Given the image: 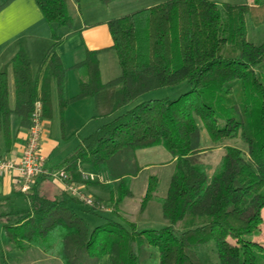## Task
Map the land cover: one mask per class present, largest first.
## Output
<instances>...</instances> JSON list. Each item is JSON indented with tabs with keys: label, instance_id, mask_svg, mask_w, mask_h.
Instances as JSON below:
<instances>
[{
	"label": "trees",
	"instance_id": "16d2710c",
	"mask_svg": "<svg viewBox=\"0 0 264 264\" xmlns=\"http://www.w3.org/2000/svg\"><path fill=\"white\" fill-rule=\"evenodd\" d=\"M36 3L48 24L71 26L67 0ZM246 17L255 26L264 24V0H164L111 18L107 25L118 76L102 83L98 52L88 50L76 64L84 79L69 99L63 94L65 68L56 53L61 37L53 32L55 41L41 65L54 79L61 113L70 101L115 87L111 112H122L84 136L62 163L73 181H81L80 168L88 165L104 173L105 182H115L112 215L90 227L86 215L99 209L66 191L46 196L33 183L25 194L28 206L3 214L9 242L21 250L56 253L63 264H264V243L257 239L264 231V40L247 39ZM9 65L13 108L8 105L7 66L0 70V130L7 142L11 113L28 128L36 100L42 116L51 110L22 48ZM168 87L179 94L138 100ZM202 129L215 143L241 138L247 151L224 145L219 165L209 174ZM158 145L171 153L174 172L163 197L155 196L158 179L149 176L141 206L156 197L167 224L138 229L121 217L118 206L131 195L130 180L139 171L136 150ZM180 221L184 229L178 231L174 225Z\"/></svg>",
	"mask_w": 264,
	"mask_h": 264
},
{
	"label": "crops",
	"instance_id": "0c3cea01",
	"mask_svg": "<svg viewBox=\"0 0 264 264\" xmlns=\"http://www.w3.org/2000/svg\"><path fill=\"white\" fill-rule=\"evenodd\" d=\"M6 1L0 0V5ZM116 1L110 0L108 3H102L101 0H79V2L67 0V9L72 17V24L70 27H65L60 33L56 30L59 26L50 25L44 19L36 0H9L0 9V70L7 66L9 107L13 108L15 104L13 73L9 62L20 48L28 56L32 77L36 80L38 88L43 87L48 93L51 110L50 115L43 116L44 131L39 149L40 154L45 158V168L48 172L62 166L63 161L84 137L79 136L78 133L84 127L87 116L89 117L95 112L100 114L103 111H108L110 105L113 104L115 92L114 86L103 88L93 96L70 101L61 113L54 79L47 77L44 66L41 65L47 50L55 41L52 33L54 32L56 36L61 37V41L56 45V53L65 68L63 94L66 99L77 94L79 82L82 78L84 79V75L76 64L85 58L88 50L98 52L100 80L102 83H106L119 74V65L116 53L112 48L113 41L107 25L109 19L123 15L113 14L118 11L113 5V2ZM158 3L147 4L146 2L147 6L145 7ZM113 63L118 65V70L115 65L113 67ZM55 118L62 123L64 138L72 135L77 137L70 152L57 163L50 161L51 155L61 141L54 135ZM26 136L27 127L20 125V116L11 113L9 116L8 142L0 130V160L18 159ZM82 168L93 171L88 165H83ZM93 186L96 184L87 182L85 190L87 188L91 193L90 189ZM34 187L49 197L60 196L64 191L61 184L48 174L37 177ZM17 195L24 197L26 206L22 208H26L28 201L25 194L19 189L16 174L11 171L0 172V204ZM0 207L3 206L0 205ZM262 217H264V209H262ZM0 223L2 224V221ZM257 239L264 243V231ZM41 253L45 254L42 250Z\"/></svg>",
	"mask_w": 264,
	"mask_h": 264
},
{
	"label": "rangeland",
	"instance_id": "374dc122",
	"mask_svg": "<svg viewBox=\"0 0 264 264\" xmlns=\"http://www.w3.org/2000/svg\"><path fill=\"white\" fill-rule=\"evenodd\" d=\"M163 0H117L113 2L114 8H117L113 14L121 15L128 13L135 9L143 8L147 4L158 3ZM218 4L221 3H252L253 0H211ZM149 2V3H148ZM115 15V16H116ZM64 27V28H59ZM57 27V32L60 33L67 26ZM70 27V26H69ZM246 29H247V39L258 43L264 40V24L260 26L253 25L249 18L246 17ZM117 63V62H116ZM112 65V63H111ZM118 70V65L113 63V67ZM115 71V74L117 72ZM110 87V86H109ZM108 88V87H105ZM180 91L173 90L172 88H162L157 90H152L150 92L142 95L138 100H148V99H159L164 97L174 98L179 94ZM109 104V103H108ZM112 105H110L108 111H103V113H93V115L87 116L84 127L78 133L79 136H86L96 129L100 124L107 122L113 118L119 112H111ZM88 114V113H87ZM55 128L53 129L54 135L59 138L60 144L53 152L50 157V161L57 163L64 156H66L74 146L76 136L72 135L67 138L63 137V130L61 122L55 118L54 120ZM200 145L203 148H207V153L203 157V163L206 166L208 173L210 174L219 165V160L222 154V147L224 145H233L244 152L247 151L246 143L241 138L225 139L222 143L213 142L208 136L205 129H202L200 136ZM135 158L137 165L139 166V171L135 177L130 180V191L131 195L126 196L122 199L118 206V211L122 218L134 222L138 229L145 228H159L167 224L166 219L163 217L161 203L156 197L148 200L142 208L141 202L146 192L148 178L151 175L156 176L158 179L157 190L155 191V196L163 197L167 193L171 176L174 172V159L169 151H167L162 145L153 146L149 148L138 149L135 152ZM63 165L60 167L62 168ZM85 171H90L85 169ZM99 184L93 186L90 190L91 193L86 188V193L91 195L97 203H101L104 207L99 209L98 214L86 215V221L90 227H94L100 224L104 216H111L112 202L110 201L111 188H115L114 181L105 182L106 175L100 173ZM109 183V185H108ZM105 186V187H101ZM3 207H0V221H5L3 214L7 212V209H21L26 206L25 199L21 195L16 197H10L9 200L3 201ZM84 206V204H82ZM106 208V210H104ZM174 228L178 231L184 229V221L177 222ZM0 264H63L62 260L56 255V253H41L38 248H30L28 250L17 249L8 241L5 230L0 223Z\"/></svg>",
	"mask_w": 264,
	"mask_h": 264
},
{
	"label": "built area",
	"instance_id": "2783aa9c",
	"mask_svg": "<svg viewBox=\"0 0 264 264\" xmlns=\"http://www.w3.org/2000/svg\"><path fill=\"white\" fill-rule=\"evenodd\" d=\"M43 131L42 105L39 100H36L30 114V123L27 128V136L21 153L16 160H0V172L11 171L15 173L19 189L24 194L31 192V186L37 177L48 174L58 181L63 190L71 196L76 197L88 206H95L97 209H103L104 206L101 203H97V201L85 191L87 182L100 180L98 174L80 168L81 181L77 182L70 178V174L64 167H59L48 172L45 168V158L40 154L39 150ZM104 210H106V208H104Z\"/></svg>",
	"mask_w": 264,
	"mask_h": 264
}]
</instances>
